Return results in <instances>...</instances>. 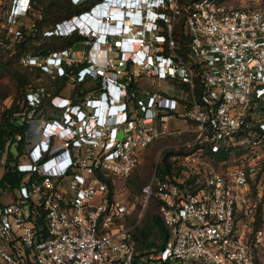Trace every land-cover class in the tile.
Returning a JSON list of instances; mask_svg holds the SVG:
<instances>
[{"label": "built area", "instance_id": "2783aa9c", "mask_svg": "<svg viewBox=\"0 0 264 264\" xmlns=\"http://www.w3.org/2000/svg\"><path fill=\"white\" fill-rule=\"evenodd\" d=\"M30 8L11 0L10 17ZM75 31L81 46L22 58L65 84L26 92L28 117L49 98L39 137L0 154V176L6 160L22 172L10 200L0 186V264H132L134 204L117 181L169 135L142 188L169 234L152 259L264 264V0H99L43 33Z\"/></svg>", "mask_w": 264, "mask_h": 264}, {"label": "trees", "instance_id": "16d2710c", "mask_svg": "<svg viewBox=\"0 0 264 264\" xmlns=\"http://www.w3.org/2000/svg\"><path fill=\"white\" fill-rule=\"evenodd\" d=\"M98 1L99 0H83L73 3L71 0H31V8L25 13L29 16L30 23L28 25L20 24L17 26L22 35L14 39L11 45L7 46L8 40L3 37V34H0V47L3 46V48L6 49L4 52L0 50V76L6 74L12 79L18 90L19 96H15L11 99L9 104L4 105L0 110V154L5 150H9L11 153L10 144L19 136L16 144V156L18 157L24 151L26 145H29L39 137V132L44 120L42 108L50 105L49 98L43 99L41 104L35 107V113L31 117H28L27 112L31 106L26 102V92L30 88L34 89L39 85H43L47 90L51 91L52 94L59 93L65 84L64 77L51 78L50 75L45 74V71L40 65L24 63L22 61L23 56L27 54L41 56L64 47L81 46V42L86 39V36L76 31L67 35H46L43 31L53 28L56 22L70 15L87 11ZM9 2L11 6V0H9ZM5 29H7V25ZM179 34L181 35V42L183 38L188 40V34H185L182 28L179 29L176 27L173 31V35L177 40H179ZM80 87L85 89L87 87L86 82L83 81L76 84L72 96L78 97L83 95L82 92H79V90L77 91ZM175 138L176 136L169 135L154 139L143 150L138 163L150 145L160 140L168 139L171 141ZM170 151L169 149L162 151L157 164V172H164L166 170L167 157ZM8 164L9 161L6 160V168L0 176V186L2 189L10 192L18 185L22 172H18L16 169H8ZM136 166H134V168ZM7 182L9 186L6 184ZM139 182V177L128 179L127 183L131 192L142 191ZM149 198L151 199V209H156L155 212L150 210L147 215V219L151 222L150 225L145 223L140 226L139 217L133 218L134 210L128 217V223L134 225L132 233L135 254L132 264H137L143 256H146V260H150L151 253L155 254L158 252L169 235L160 217L158 199L154 195L153 190ZM259 225L260 215L258 211L255 227ZM136 248H140L141 251L137 253Z\"/></svg>", "mask_w": 264, "mask_h": 264}, {"label": "rangeland", "instance_id": "374dc122", "mask_svg": "<svg viewBox=\"0 0 264 264\" xmlns=\"http://www.w3.org/2000/svg\"><path fill=\"white\" fill-rule=\"evenodd\" d=\"M13 16L16 18V20L14 22H11L12 26H10L8 25V21ZM11 17H10L9 0H0V21H1L0 34H3V37L8 40L7 46L11 45L13 40L16 39L14 33L11 31V27L18 28L17 26H19L20 24L28 25L30 23V18L27 14H17V15H12ZM6 25H7V29H5ZM0 50L1 52H4L6 49H4L3 46H1ZM45 74L49 75L48 73ZM15 96H18V90L16 89L15 83L12 81V79L6 74L0 76V110L1 108H3L4 105L9 104L11 99H13ZM168 141H169L168 139H164L150 145L146 149L144 156L141 158L140 162L134 168L132 173L124 181L121 180L117 181V185H121L122 182L124 183V186H121L119 188H121L122 191L126 193L129 202L134 204L133 218L139 217L140 226L145 223L147 225L151 224V222L147 219V215L150 210L155 212L156 209L155 208L151 209L150 198H148L147 202L144 201V195L142 194V191L131 192L127 181L130 178L139 177L140 178L139 184L142 190L143 186L146 185L147 182L149 183L150 178L152 177L159 150L161 149V147L166 145ZM4 152L1 153L2 156L4 155ZM0 166L2 167L3 164H0ZM10 194L11 192L7 191L5 195L3 194V196H1V200L3 201L10 200V196H11ZM263 214H264V208H263ZM136 250L137 253L141 251L140 248H136ZM153 254L154 253H151V256ZM137 264H185V262H183L180 259H170L162 263L160 260L152 259V257L150 260H146V256H143L141 257L140 261Z\"/></svg>", "mask_w": 264, "mask_h": 264}, {"label": "clouds", "instance_id": "9594fccd", "mask_svg": "<svg viewBox=\"0 0 264 264\" xmlns=\"http://www.w3.org/2000/svg\"><path fill=\"white\" fill-rule=\"evenodd\" d=\"M140 1H142V0H140ZM81 25V22L80 21H78V25ZM109 97H111L113 100H116L117 99V96L116 95H109ZM107 103H108V108H107V112L109 111V112H111V107H112V105H114V104H111L110 105V101H107ZM100 118H103V115H101L100 116ZM116 118V116L115 115H112V117H111V119H115ZM43 146H45L44 144H40V147L42 148ZM46 147V146H45Z\"/></svg>", "mask_w": 264, "mask_h": 264}, {"label": "bare ground", "instance_id": "6f19581e", "mask_svg": "<svg viewBox=\"0 0 264 264\" xmlns=\"http://www.w3.org/2000/svg\"><path fill=\"white\" fill-rule=\"evenodd\" d=\"M89 20H91V23L94 24V19L93 16L91 15V17L88 18ZM93 19V20H92Z\"/></svg>", "mask_w": 264, "mask_h": 264}, {"label": "water", "instance_id": "95a60500", "mask_svg": "<svg viewBox=\"0 0 264 264\" xmlns=\"http://www.w3.org/2000/svg\"><path fill=\"white\" fill-rule=\"evenodd\" d=\"M122 135V132L121 130L118 131V136H121Z\"/></svg>", "mask_w": 264, "mask_h": 264}]
</instances>
